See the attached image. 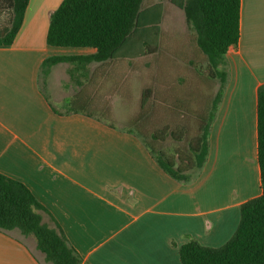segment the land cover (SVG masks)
<instances>
[{"label": "crops", "instance_id": "1", "mask_svg": "<svg viewBox=\"0 0 264 264\" xmlns=\"http://www.w3.org/2000/svg\"><path fill=\"white\" fill-rule=\"evenodd\" d=\"M62 1L29 0L14 42L0 46V174L32 193L48 213L40 212L42 223L60 227L81 264H180L178 247L189 240L221 247L236 230L240 206L261 194L256 104L264 85V0H240L239 40L225 55L227 82L207 159L187 184L165 174L134 135L97 121L94 112L122 96L120 80L116 92L109 86L113 63L42 68L48 58L95 52L46 44ZM197 59L188 55L177 86L215 82ZM62 100H72L76 112L64 115L53 103ZM24 238L0 231V264H50Z\"/></svg>", "mask_w": 264, "mask_h": 264}, {"label": "trees", "instance_id": "2", "mask_svg": "<svg viewBox=\"0 0 264 264\" xmlns=\"http://www.w3.org/2000/svg\"><path fill=\"white\" fill-rule=\"evenodd\" d=\"M28 1L0 0V46L14 42ZM143 1L63 0L50 15L46 44L58 48H88L95 52L85 57L48 58L42 68L65 62L86 65L158 55L163 7L159 3L144 6ZM169 1L183 11L192 35V56L195 60L199 58L198 53L204 56L208 78L218 82L216 93L210 105L204 110L200 107L197 112L196 132L192 136L184 123L150 128L146 125V119L154 110L150 108L151 88L141 91L140 113L126 127L117 129L138 138L165 174L178 183L187 184L194 180L207 159L210 128L227 82L225 55L239 40L240 0ZM194 63L191 65L195 66ZM184 100L173 102L177 111L185 104ZM186 101L191 109L189 98ZM74 108L70 100L63 114L76 112ZM105 112L106 109L102 113ZM105 119L97 121L116 128ZM256 138L260 196L240 206L236 230L221 247H204L195 240L178 247L180 264H264V85L257 91ZM168 141L182 143L185 147L167 148ZM40 212L48 214L22 183L0 174V231L17 230L24 237L32 236L36 250L47 263L81 264V257L69 245L60 227L55 223V227L50 228L42 223Z\"/></svg>", "mask_w": 264, "mask_h": 264}, {"label": "rangeland", "instance_id": "3", "mask_svg": "<svg viewBox=\"0 0 264 264\" xmlns=\"http://www.w3.org/2000/svg\"><path fill=\"white\" fill-rule=\"evenodd\" d=\"M143 3L144 6L159 3L163 7L160 24V52L153 58L152 56H148L135 60L111 62L114 65L110 73L111 80L109 81V86L112 93L116 92V87L114 88V86L118 84L117 81L120 80V94L122 96L118 99L112 97V103L105 104L104 107L108 108L105 114L100 111H95L94 114L101 116V119L106 117L105 120H108V122L116 128H124L131 119L135 118L140 113L138 104L142 89H152V86H154L155 91H153V98L151 99L152 104L150 106V108L154 110H152V113L146 119V125L150 128L160 127L163 124L172 125L177 122L184 123L187 124L189 135L192 136L196 132L195 116L199 114L197 112H199L200 107H202L201 110H204L210 105L218 87V82H212L211 86L208 84V86H204L203 88L201 84H199L198 87L193 83H188L186 87L177 86L181 83V66L186 64L188 55L192 59L194 57L192 56L194 52L192 35L186 26L183 11L174 7L169 0H144ZM197 55H199L200 59L204 58V56L199 53ZM204 62L206 64L205 58ZM204 62L199 61L197 67H204ZM156 65H159V69L164 78L160 72L157 76V69H155ZM44 90L49 97L52 96L49 91H47V88ZM189 90L191 109L190 106H187V101L185 99V104L180 105L181 108L177 111L173 106V102L179 98L177 96H181L183 92ZM209 90L211 93H209ZM53 103L57 108H66L64 105L65 100L61 101L63 106L56 101H53ZM165 146H167V148H171L172 146H178L180 148L185 147L182 143H173L171 141H168ZM24 240L30 244L32 249H35V240L32 236L24 238Z\"/></svg>", "mask_w": 264, "mask_h": 264}]
</instances>
